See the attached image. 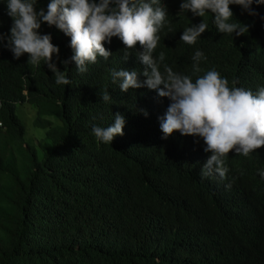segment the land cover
Segmentation results:
<instances>
[{
    "label": "trees",
    "instance_id": "trees-1",
    "mask_svg": "<svg viewBox=\"0 0 264 264\" xmlns=\"http://www.w3.org/2000/svg\"><path fill=\"white\" fill-rule=\"evenodd\" d=\"M49 2L37 0V10ZM182 2L161 0L167 23L154 55L163 52V63L193 82L216 70L230 87L236 80L253 94L264 88V3L250 6L254 16L230 5V22L250 25L237 36L219 33L211 13L180 12ZM202 20L208 28L195 44L180 40ZM11 26L0 0V264H264V147L248 156L230 152L225 179L202 178L210 155L203 139L162 138L158 118L170 101L147 88L122 92L112 81V70L141 71L139 45L125 49L113 37L104 44L109 59L98 56L80 73L74 62L61 63L74 54L70 38L42 23L38 32L59 48L56 68L71 81L59 85L43 62L13 57ZM197 50L204 59L193 74ZM22 102L44 129L34 140L16 113ZM116 113L126 120L123 135L105 144L92 128H106Z\"/></svg>",
    "mask_w": 264,
    "mask_h": 264
},
{
    "label": "clouds",
    "instance_id": "clouds-1",
    "mask_svg": "<svg viewBox=\"0 0 264 264\" xmlns=\"http://www.w3.org/2000/svg\"><path fill=\"white\" fill-rule=\"evenodd\" d=\"M254 2L259 5L264 0H183L180 12L190 11L199 17L211 13L219 33L239 36L248 32L250 25L230 22L233 18L230 5H240L254 16L257 13L250 7ZM36 5L37 0H7L12 26L6 37V47L13 57L18 59L27 54L28 63L40 67L43 62L54 74L57 84L69 85L71 81L65 72L59 71L53 62V54L59 53L58 46L51 42L50 34L38 32L42 23L55 26L70 38L69 46L74 54L61 63L74 62L80 73L87 71L88 64L96 63L98 56L105 61L109 59L112 53L104 44L111 43L113 37H118L125 49H136L139 45L141 71L112 70V81L119 82L122 92L147 88L170 101L163 118H158L162 138L167 139L174 132L202 138L206 145L204 151L210 153L201 167L202 178L215 174L223 180L229 171L226 157L230 152L248 156L264 147V88L253 94L236 87V80L230 87L228 79L216 70H208L193 82L191 76L164 64L163 52L154 55L161 39L159 33L167 23L168 12L165 5L161 6V0H50L46 10H37ZM207 28L202 20L186 28L180 40L193 45ZM129 55L126 51L124 61ZM202 59L203 52L197 50L192 57L193 74L201 71ZM141 75L143 81L138 79ZM110 98L105 90L102 99L108 101ZM139 111L147 116L146 110ZM125 123L124 115L116 113L112 124L106 128L94 126L92 132L99 141L109 144L114 137L123 135ZM260 175L264 177V172Z\"/></svg>",
    "mask_w": 264,
    "mask_h": 264
},
{
    "label": "rangeland",
    "instance_id": "rangeland-1",
    "mask_svg": "<svg viewBox=\"0 0 264 264\" xmlns=\"http://www.w3.org/2000/svg\"><path fill=\"white\" fill-rule=\"evenodd\" d=\"M16 113L25 125L26 137L34 140L36 137H40L44 133V129L35 127L31 123L32 116L34 115L32 107L26 103L16 104Z\"/></svg>",
    "mask_w": 264,
    "mask_h": 264
}]
</instances>
